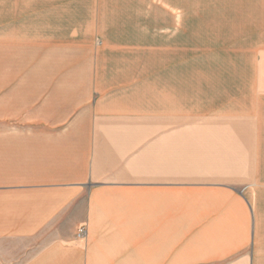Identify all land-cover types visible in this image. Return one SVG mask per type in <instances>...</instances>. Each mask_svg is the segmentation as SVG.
<instances>
[{
    "label": "crops",
    "instance_id": "crops-1",
    "mask_svg": "<svg viewBox=\"0 0 264 264\" xmlns=\"http://www.w3.org/2000/svg\"><path fill=\"white\" fill-rule=\"evenodd\" d=\"M0 264H264V0H0Z\"/></svg>",
    "mask_w": 264,
    "mask_h": 264
},
{
    "label": "built area",
    "instance_id": "built-area-1",
    "mask_svg": "<svg viewBox=\"0 0 264 264\" xmlns=\"http://www.w3.org/2000/svg\"><path fill=\"white\" fill-rule=\"evenodd\" d=\"M86 234V228L85 227H82L79 229V235L80 236H84Z\"/></svg>",
    "mask_w": 264,
    "mask_h": 264
}]
</instances>
